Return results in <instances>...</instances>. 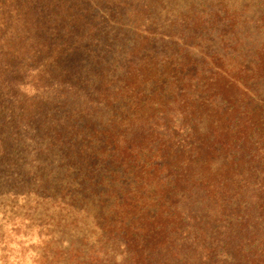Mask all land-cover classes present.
<instances>
[{"label": "trees", "instance_id": "obj_1", "mask_svg": "<svg viewBox=\"0 0 264 264\" xmlns=\"http://www.w3.org/2000/svg\"><path fill=\"white\" fill-rule=\"evenodd\" d=\"M0 190L53 264H264V0H0Z\"/></svg>", "mask_w": 264, "mask_h": 264}, {"label": "rangeland", "instance_id": "obj_2", "mask_svg": "<svg viewBox=\"0 0 264 264\" xmlns=\"http://www.w3.org/2000/svg\"><path fill=\"white\" fill-rule=\"evenodd\" d=\"M8 190L10 189H5ZM2 192L4 191L0 190V194ZM9 201L0 196V264H42L39 256H44L45 253L47 263L53 264L54 260L51 258L55 256L57 249L64 252L72 250L77 256L83 252L82 258L78 256L79 261L87 259L90 246L85 242L86 233L79 230L81 228L71 230L57 228L56 224L61 216L56 214L50 202H40L31 196L25 205L19 200L18 204H13L11 208ZM47 224H51L48 235L53 238L50 241L42 237L50 248L48 252H43L46 244L42 243L38 233L44 234Z\"/></svg>", "mask_w": 264, "mask_h": 264}]
</instances>
